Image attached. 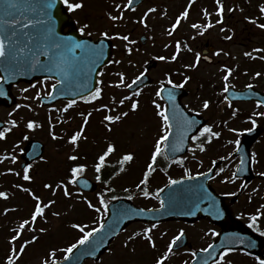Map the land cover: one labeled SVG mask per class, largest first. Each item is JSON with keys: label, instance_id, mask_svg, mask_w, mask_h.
Segmentation results:
<instances>
[{"label": "rangeland", "instance_id": "rangeland-1", "mask_svg": "<svg viewBox=\"0 0 264 264\" xmlns=\"http://www.w3.org/2000/svg\"><path fill=\"white\" fill-rule=\"evenodd\" d=\"M116 1L118 3H126V0ZM188 1L189 0H150L148 3H145L146 5L143 3L144 6H141V8L135 10L134 12L125 11V18L115 22L109 20L107 16L108 12H111L113 15H119L115 8H113L114 5L103 6L102 12H104V20H102L100 23H93L95 27L94 29L96 30L95 34L108 31L109 34L112 33L113 36L115 32H119L121 34H128L130 36V40H134L136 43L131 45L134 51L131 55H129L125 49L126 42L120 39H113L110 64L107 66L106 70H104L103 75L101 76V80L103 81V85H101V87L104 89L102 94L103 98L102 100L99 99V101L95 103L109 104L110 107L116 108L117 110L111 113L103 110L97 111L100 105H94L88 109L85 108L84 111H82L85 114L91 112L92 116L89 118V123L85 128L84 135L86 136V139L81 138L78 141V147H68V149L72 148L77 151L76 154H73L79 156L77 161H71L67 158L70 151H67V153L61 155L57 154L60 152V150L58 151L56 149L57 143L51 138L52 136L49 132V126L52 123H58V121H66L62 123L64 131L68 130L69 132H72V130L77 127L79 119H76V117L78 116L74 114L76 117L74 116L73 119L70 120L68 118L69 114L66 113L63 115V117L57 118L54 113H51V111L54 109H40L37 104V100L35 98L37 93L40 92L46 94L49 86L48 83L41 82L35 84L33 87L22 85L14 88V93L17 98L16 106L12 108L11 111L0 109L1 119L9 127H11V125L8 122L11 120H16L19 125L18 127L14 128L9 135L11 139L9 140L10 144L7 148L3 147L0 142V157L4 156V154H14L15 156H18L22 149L23 143L21 142V139L24 137V135H27L28 138L32 137L44 142V156L48 160L44 158L43 164L39 163L35 166L31 172V183L29 184L28 182H25V186L23 187H29L33 192L40 195L45 202L47 200L56 201V203L52 205L51 208L45 210L46 222L43 218H37L35 224L36 232L33 233L31 230L26 229L21 240L16 242L17 247H19V245L23 243L24 240L30 239L33 234L39 237L36 242L30 244L26 248L23 255L17 260L16 264H41L42 259L45 258L53 248L58 250L57 255L61 254L62 249H65L70 244L76 242V240L81 235L80 232H77L78 230L74 231L71 229L72 224L82 223L88 225L89 228H91L96 227L99 221L97 212L94 209H89L82 204V202L86 204V200L84 199L85 197L75 195V193H73L74 195L70 198L64 197L60 192H58L62 188L57 190L55 195H53V189L55 188L57 182L48 183L53 185V189H49L44 187V183L37 185V183H40V181H52L50 179L56 180L57 178H54L53 176H57L67 183V180H64L63 177H69L71 167L75 166L76 164L83 163L85 165L88 164L83 175L96 183L97 180L95 177L97 175H100L101 178L108 180L109 173L115 170L114 176L116 182L122 180V187L127 192L137 193L140 191L137 189L136 185L143 178V173L146 171L147 164L150 163L151 153L154 150L155 141L160 135L163 134L162 121L155 114L156 109L152 104L153 100L149 99V97H152L153 94L147 90L158 86L159 84L156 85L157 80H162V74L165 73L167 67L169 66L170 68H177L184 55H191L188 56L186 64L193 63L190 61V59L193 55L195 60L194 54L196 53V50L194 47L197 46L199 48L200 44L203 43L206 38H208L210 42L215 41V39L219 40L218 31H210L206 36H204V32V34L201 36L197 35V30L191 28V24H193L195 21L205 24V22L209 19V17H202L200 15H204L203 10L205 9L203 3L199 4V2H201L200 0L196 2L197 5L199 6L203 4L204 7L200 6V11H198L195 15L198 17V20L190 17V13L192 11V8H190L188 19L181 21L180 26L171 37L167 35V29H169L171 24L174 23L176 17L185 10ZM237 1L238 0H230L228 3L235 4ZM241 1L247 2L246 0ZM256 3L257 0L254 1L253 5H249L247 2L246 5H248V10L246 11L244 8L233 5V7L237 8V10L231 12L232 16L230 17L229 22L233 24L234 30L239 33L243 27L247 29L253 28L252 33L248 31V35H244V38L242 36H237V38L232 42H228V50L233 55L234 65L238 64L240 60H243V58L246 57L244 53L250 52L255 44L257 45L256 48L264 49V29H260L256 24H252L247 19H245V17H249L247 15L249 10L251 12V10L258 9L259 5ZM150 7L156 8V12L149 14L147 18L148 26L145 27L143 24L138 23L137 21ZM229 8L232 7L225 6L224 16L228 12ZM206 9L210 12L208 7ZM239 9H243V11H240ZM165 11L167 12V15L163 14ZM100 12L101 7L99 13ZM210 13L212 14L211 16L214 15V11H211ZM254 17L264 20V16L260 12L256 13ZM214 21L215 17L212 20L213 24ZM214 25H216V23ZM141 35H144L147 38V42L144 46L139 44V38ZM181 36L184 37L181 38ZM193 37H195V39H193ZM176 40L186 42L187 45L193 49V51L189 52L187 49H184L177 61L165 62L159 60L157 57L161 55L170 57L173 54ZM233 42L234 45H231ZM238 43H244L245 46H240ZM165 44H169L171 46L165 48ZM253 55L258 58L263 56L264 53L254 52ZM115 60H120L121 63H112V61ZM129 61H131V63H129ZM149 62L156 63V66L148 71V75L154 80V85L151 88L146 89L144 92L149 94L148 97H141L139 99L141 103L140 109L137 112H130V115L127 118L112 125L113 130L111 132L108 131L107 122L103 119L104 116L107 114L116 115L119 114L120 111H129L131 105V101H128L127 105H122L120 107L111 103L112 96L121 98L128 95V93L125 92V87L116 88L111 86L119 79L117 74L120 72L125 73L126 83H129L136 77V75H138V73H140L141 70H144V66ZM209 69L210 68L205 66H198L196 70H193L195 71L196 76L201 77V74L205 76V74L210 71ZM211 69L216 70V68ZM23 89H28V91H23ZM190 101L191 100H187L186 102L192 104L193 102ZM157 102L162 104L159 100H157ZM24 104L31 105V108H29V110L25 109L23 107ZM17 105H21L22 107L17 108ZM15 114L17 118H14ZM50 116L51 123L49 122ZM30 119H34L37 124L42 125V127H37L35 130H28L25 125ZM80 119L83 122V117L81 115ZM60 136L63 138L59 139V141L68 144L69 135L61 133ZM109 142L115 143L118 146L117 151L109 156L110 158L107 159V164L101 170V172L96 173L95 164L93 162L98 160V156L103 153ZM129 151L134 153L133 161L124 165L119 164L118 161L122 155ZM121 167L124 168L123 172L119 171ZM15 173L17 172L14 170V172H11V176L3 178L5 180L4 185H8L7 188H9L8 193L10 195L9 199L7 200L0 198V254L3 257V262L1 264H6V257L12 247L10 238L15 234L13 229L18 228L22 220L30 218L36 204V201L28 192H23L21 189L16 187V185H23V183L20 181L19 176ZM42 178H44V180H42ZM150 178L155 179L159 183L162 181V176L156 172H154ZM112 181L113 180L109 181V183ZM106 184L108 185L107 182ZM68 187L69 189H74L71 184H68ZM146 187L150 193L152 185L149 183ZM0 188L3 189L1 185ZM117 191L118 189L111 192L116 193ZM86 198L87 200L92 201V196H88ZM93 204L96 205L97 202H93ZM5 208L15 209V211H9L7 214H4ZM55 212L60 213V215H52V213ZM86 218H88L87 221H84ZM177 227V224L158 226L157 230L160 233H157V236L152 233L154 240L159 242L156 244V247L161 249L162 245L166 243V240L168 241V239H170L172 236L171 230L176 229ZM197 227L205 228L206 225L199 223L196 228ZM40 228H45L47 231L41 233L39 231ZM128 228L130 229L124 231L118 241L112 243V251L110 250V252L106 254V256L100 260V262H87L86 264H122V262H124V264H150L151 262H154L156 260L155 257L157 254L155 251H153L154 248L151 247L149 241L144 238L143 230L145 228L142 225H135L132 227L129 226ZM139 231L142 235L133 239V242L130 241L134 248H132V246L126 248L125 242L127 241L128 237ZM156 232L157 231L155 230L154 233ZM157 238L160 239L157 240ZM194 244L201 245L202 242L194 239ZM128 245L129 242L127 246ZM114 252L117 255V260L113 259L116 256ZM175 255L178 254H174L173 256ZM161 256L162 254L160 253V257ZM177 258L179 259V255ZM186 260L187 259H185V261ZM246 264L254 263L250 261L246 262Z\"/></svg>", "mask_w": 264, "mask_h": 264}, {"label": "snow or ice", "instance_id": "snow-or-ice-1", "mask_svg": "<svg viewBox=\"0 0 264 264\" xmlns=\"http://www.w3.org/2000/svg\"><path fill=\"white\" fill-rule=\"evenodd\" d=\"M193 2H194V0H189V4L185 8V10L183 12H181L176 17L174 23H172L170 28L167 29V35L168 36L171 37L173 35V33L176 32V30L180 26L182 20L188 19L189 9L191 8ZM215 3L217 5L216 15L219 17V19L216 20L215 23L216 24H223L224 11H225L224 2H223V0H215ZM63 4L67 6L68 11H70V12H74L76 10L84 8V0H75V2H73V0H63ZM133 4H134V0H127L126 3H122V2L118 3V2H116V0H113L114 8L119 13V15H113L111 12H108L107 16H108L109 20H111L113 22L123 20L125 18L124 17L125 11H128V10L135 11L136 10L133 7ZM13 6H16L15 2L13 3ZM53 7H55L54 0H53V2H50L46 5L47 9H51ZM258 9H259L260 13L264 14V4H260L258 6ZM236 10H237L236 7H232V8L228 9L229 12H234ZM239 10L243 11V9H239ZM154 12H156V8H154V7L148 8L147 11L144 13V15L137 22L141 23L145 27H147L148 26L147 25V18H148L150 13H154ZM203 12H204L205 17H209L208 22L205 24H202L199 22L191 24V28L197 30V35H201V36L208 29L215 26L213 24L212 20L210 19L212 14L206 8L203 10ZM45 14L49 15V13H47V12ZM163 14L167 15V12L165 11ZM245 19H247L252 24H256L257 27H259L260 29H264V23H259L258 19L256 17H245ZM0 23L17 24V23H19V21L18 20L0 21ZM35 23L41 24L44 22L36 21ZM33 24H34V21L31 19H28L27 23L23 24L22 27L27 29L29 25H33ZM89 28H90V25L88 23H84L83 25H81L79 27V32L85 33ZM45 30L47 32L45 39L51 40V48L57 50V52L59 53V61L50 59L48 63H41L40 61L37 60L36 63L40 65V70L46 71L48 73H55L56 75L61 77L60 79L56 80V83L52 84V86H51L52 90L47 93L48 98H55L54 93L57 89V85H63L65 83V79L67 78V76L69 74L67 71V67H72L74 69L78 67V62L80 61L81 57H77L75 55L77 50H80L82 53L88 54L86 59H87L88 63H90L91 65H95L98 62L102 64L104 62L103 61L104 45H103V41H101L99 44H92L88 40H75L71 36H69V37L55 36L52 28L50 26H48L47 24H45ZM221 31L223 32V31H231V30L222 27ZM14 35H15V33H14ZM25 35H28V34L25 33ZM88 35L90 36L91 32H88ZM101 35L105 38L120 39V40L125 41L126 42L125 49L129 55H131L132 52L134 51V49H133V47H131V45L135 44L136 41L130 40V36L128 34H121L119 32H115L112 37H109V32L104 31L101 33ZM224 38L228 39V40L232 39L231 36H226ZM31 39H32V37L29 36L30 41H31ZM193 39H195V37H193ZM170 46L171 45H169V44L164 45L165 48H168ZM26 49H27V45H25V47H21L17 50L16 63L17 64L26 63V64H28V66L30 68L35 70V65H32L30 63L29 58L27 56H21L20 55V54L25 53ZM184 49H187V51H189V52L193 51V49L191 47H189L186 42H182L181 40H176L175 41V50L170 57L161 55L157 58L159 60L165 61V62L177 61L181 55V52ZM27 51L30 52L31 49H27ZM221 52H223V49L217 50L215 52V55L219 56L221 54ZM254 52H256V53L264 52V49L256 48L250 52H245L244 55L247 57H250L252 59H256L257 57L253 55ZM68 54H71V57H72V59L70 61L67 58ZM7 55H8V51H7L6 45H5V38L3 36H0V58L6 57ZM41 55L47 56V55H49V53H48V51H44L41 53ZM201 57H202V53L196 52L194 62L184 64L183 68L184 69H195V68H197L200 64ZM258 58L264 59V56H260ZM112 63L119 64V63H121V61L115 60V61H112ZM129 63H131V61H129ZM221 71L225 72V75L223 76V80L225 82L223 92L226 93V92H228L229 87H230V85L228 84L229 77L232 76L234 69L232 67L224 65L221 68ZM177 72H178V74L183 75V73H180L179 70H177ZM100 75H103V73H100ZM117 75L119 76V79L116 82H114V84L111 85L112 87H116V88L125 87L128 89H132L133 85H136L137 82L140 81L144 77L145 73L141 72L140 75L136 76L132 80L131 83H126L125 73L120 72ZM255 75L257 77H259L261 75V73L257 72ZM48 78H51V77H46L45 79H48ZM3 79H4V77L0 76V80H3ZM190 80H191V76L183 75L182 81L177 83L173 80L172 74L170 72L166 73L165 80H162L160 82V88L157 90L156 96L159 97L160 99H164V97L162 96V93L167 91V93H168L167 98L169 100H174V95H175L174 89L183 88L186 84H188V82ZM98 83H99V85H103L102 80L99 81ZM165 84L170 85L171 87L166 89ZM247 87L252 88L253 86L248 85ZM23 91H28V89H23ZM103 91H104L103 87L96 86L94 89L88 90L87 95H81L80 99L86 103H91V102L97 101V100L102 98ZM141 91H142L141 89L137 88L130 95L123 96L122 98H117L116 96L111 97V103L113 105L122 106L125 104L126 101H131V105H130L129 111H120L119 114H116V115L107 114L104 116L103 119H104V121L107 122L108 131L111 132L113 130L112 125L122 121L125 118H127L130 115V112H137L140 109V107H141L140 100L134 99V97H139L141 95ZM4 94L5 93L3 92V90H0V95H4ZM43 95H44L43 93L38 92L35 98L40 100V99H42ZM224 101L227 102L229 107L232 106V101L229 99L228 96H224ZM76 104H77V100L71 99L64 106L62 111L67 112L69 109H71ZM152 104L155 106L156 116H158L160 118V120L162 121L163 134L160 135L159 138L155 141L154 150L151 153L150 163L147 164L146 171L143 173V178L136 185L137 189H139L145 197L150 195L146 186L149 183L150 177L156 171L155 166L157 165L158 158L163 157L165 160H168L170 158V154H169V152L166 151V149H168L169 147L171 149L172 154L179 151L180 146H182L184 140L187 137L188 131H190L192 129V127L198 123V121L189 119L187 117V114L184 112L183 109H180L179 113H177L175 108H173V110L170 114L169 107L167 104L162 105V104L158 103L157 100H153ZM262 104H264V101L258 102L257 107H260ZM210 105H211V101L209 99H204L202 101V107L204 109H209ZM20 107H22V106L17 105V108H20ZM27 107L31 108V105H27ZM102 110L111 113V112L116 111L117 109L110 107L109 104H101L99 109H97V111H102ZM237 111L238 110H234L232 112V116H235ZM80 115L83 117V122H82L81 127L79 128V130L72 133L68 138V143L72 144L74 146V148L79 146L78 141L81 138L86 139L84 132H85L86 126L89 123V118L92 116V113L88 112L87 114H85V113L81 112ZM253 115L254 116L255 115H264V113H253ZM49 122L51 123V116L49 117ZM58 122L63 123L66 121H58ZM8 123L11 125V127H4L2 130H0V140L7 139V135L9 133H11L14 128L19 126L16 120H11ZM252 123L255 124V120H252ZM25 127L28 130H35L37 127H42V125H38L34 119H30L27 121ZM51 127L54 128L55 125H51ZM174 127L176 128L177 132H179V138L177 141L172 142V141H170V137H172L174 135V132H173ZM231 131L236 132L237 129H231ZM247 131H251V129H248ZM51 135H52L53 139H62L63 138L62 136H57L54 131L51 132ZM220 136H221V132L215 131L214 125L205 124L202 128L199 129L198 135L192 136V140L201 141L200 143H198L196 145V147L199 149V151L203 152V151H206V144H211V142L214 138H219ZM23 139L27 140L28 136L24 135ZM239 143H240V141L237 140L236 144L238 145ZM117 147L118 146L112 142H109L107 144L106 149L103 151L102 154H100L98 156V162L95 164L96 173L101 172V170L105 167V165L107 163V158L111 154H113L114 152L117 151ZM230 155L231 154H229V156ZM8 159H11L12 162L14 163L16 161V156L14 154L4 155V156L0 157V163H2L4 160H8ZM41 159H43V157H41ZM68 159L71 161H77L79 159V156L78 155H69ZM133 159H134V153L129 151V152H126L122 155V157L120 158L118 163L121 165H124V164H127V163L133 161ZM184 159L185 158H180L179 160H172V162L173 163H179V164L183 165ZM221 159H227V157H221ZM242 163H243V161H242ZM31 167H32V165H30V164L24 167V169H23V179L24 180L30 181L32 179V176L29 175V171H30ZM86 168H87V165H85L83 163L76 164L75 166L71 167V169H70L71 177L68 180V183H65L62 180L58 184L55 185L54 189H53L52 184H45L44 187L49 188V189H53V195H55V192L57 190L62 188L64 196L70 198V197H72L73 193L69 191L68 184L75 185L79 182V183L84 184L85 186L87 185V183H88L87 180H80V177L86 171ZM6 171L7 172H14V169L9 168ZM119 171L123 172L124 168L121 167L119 169ZM185 171L188 172V179H192L193 177H192L190 171L187 169H185ZM219 171L222 173V172H224V169L220 168ZM15 174L20 175V173H15ZM197 175L202 176V175H205V173L201 172V173H197ZM260 175L264 176V172H261ZM95 178L97 181L101 180L100 175H97ZM235 178H236V173H233L231 177H225V180L234 182ZM179 183H180L179 180H174L171 178L169 179V184L175 185V184H179ZM142 186H144V187H142ZM16 187L21 189L22 191L28 192L31 195V197L36 201V204H35L34 210L31 213L30 218L22 220V222L19 224V227L16 229H13V232L15 234L12 235L10 238V243L12 244V247L10 249L9 254L6 257V264H16L17 260L20 258V256L23 255L26 248L30 244L36 242L39 239V237L37 235L33 234L30 239L24 240L23 243H21L19 245V247H17V245H16V242L21 240L22 235L26 229L31 230L33 233L36 232L35 224H36L37 218H43V219H45V222H46L45 210L48 208H51V206L56 203L55 200H47L45 202L40 195H37L30 188H24L23 185H16ZM241 187H244V186L242 185ZM108 191H112V189H108ZM159 191H162V189ZM253 191H256V189H254ZM9 195L10 194L6 191H0V198L7 200L9 198ZM156 195H157V198H159L158 192L156 193ZM233 195H234V193H233ZM98 197H99V204L101 207H97L90 200H87L86 197L84 198L88 204V207L94 209L97 213L100 214L98 226L89 228L88 225H85L82 223H75V224L71 225L73 228L77 229L81 233V235L76 240L75 243H72L67 248L61 250L65 253V255L63 257L64 261H67L70 259L71 255L73 253V250L77 249L78 246H84V245L91 244L92 251L89 254L95 255V250L98 249V247L103 243V241H99L96 243L92 242L93 237L97 236L99 233L103 232L105 229L104 216L107 213L108 207H109L108 203L105 201V197L103 194H98ZM113 199H116V197H113ZM129 199H131V197H129ZM160 207L161 208L165 207V202L163 200L160 201ZM261 208H264V205H262ZM9 211H15V209L5 208L4 214H7ZM149 211H151V210H149ZM142 213H144V210L140 209L138 211L137 215L142 214ZM187 214L191 215L194 213L190 212ZM52 215L59 216L60 213L55 212V213H52ZM260 216H264V211H260L259 209L257 210L256 215H251L250 227L256 226V222ZM120 218L121 217L117 218V222ZM156 227H157L156 224H152L151 226H149L143 230L144 238H146L149 241L152 248L156 247V243H155V240H154L153 235H152L153 229ZM39 231L41 233H43V232H46L47 229L40 228ZM110 231H111V229H110ZM183 234H184L183 230H181L180 235L173 238L172 242L168 246L167 252L164 255H162L161 257H159L155 261V264H165V261L168 258V254L172 253L173 246L177 244V242L180 240V238L183 236ZM213 234L219 235L218 233H215V232H213ZM140 235H142V234L139 232H136V233H133L132 235H130L128 237L127 241L125 242V247H127V244L129 241H132L133 239H135L137 236H140ZM261 235H264V233H261ZM240 242L243 243V240H241ZM212 247H213V245L209 244L208 248L202 249L201 251L208 252L209 249H211ZM57 251H58L57 249L53 248L48 253V255L42 259L41 264H61V261L59 259H57ZM133 251H134V249H133ZM233 251H235V249H233L231 247L224 249L221 252V254L219 255V258L217 260H215L214 264H232V262L227 260L226 258L229 255V253H231ZM192 255H193V257H195L196 253L193 252ZM256 259L259 261V264H264V259H260L259 257H257ZM185 264H187V262H185ZM203 264H207V260H205L203 262Z\"/></svg>", "mask_w": 264, "mask_h": 264}, {"label": "flooded vegetation", "instance_id": "flooded-vegetation-1", "mask_svg": "<svg viewBox=\"0 0 264 264\" xmlns=\"http://www.w3.org/2000/svg\"><path fill=\"white\" fill-rule=\"evenodd\" d=\"M89 18V15L86 16L85 20L79 21L77 24L75 23L74 26L76 28H79L84 23L89 24ZM225 28L231 30L226 31V33L230 32V34H233L234 27H232L231 24H228L227 27L225 26ZM67 30L68 28L64 29V31ZM80 34L82 33L80 32ZM214 64L218 65L219 63L214 62L213 65ZM224 65L225 63L221 64V66H217L214 72H207L204 78L196 79L192 95L188 94V84L183 87V89L187 91V95L181 98V103L184 108L191 114L197 115V118H202L205 124L214 125V128L218 126H225L226 130L232 129L231 123L234 118V116H232V112L234 110H238L235 116H239L243 114L245 108L248 110V113H252L250 117L255 120V122H264L263 115H253V113H264V107H257L258 103L253 101H233L232 99H230L228 92H223V88L225 86L223 76L225 75V72L221 71V68ZM256 73V70L252 72V76H254L252 81L259 87L262 83V78L261 76L257 77L255 75ZM233 74L234 73H232V76L229 77L228 84L230 85V87L234 88ZM242 87L243 86H238L236 88L240 89ZM224 96H228L232 101L231 107H229L227 102L224 101ZM204 99H209L211 101L209 109H204L202 107V101ZM187 100H191L190 102L193 103H186ZM248 113L245 115H249ZM250 117L245 121L250 120ZM198 121L201 120L198 119ZM247 125L248 124H243L244 127ZM198 133L196 135H198ZM197 144L198 143H190L186 154L181 158L187 157L184 159V162H201L202 168L199 169V173L210 171V169L216 164L217 168L215 170L214 179L211 181V185L222 197V202L226 210L234 213L235 217L240 221H246L245 216L249 213L248 209L251 207L253 208L255 205H257L258 209L261 211V206L264 205V176L260 175L261 172H264V145L261 143H252L249 145L250 148L248 158L250 166L252 168L251 178L248 175L247 179L235 178L234 182H231L226 181L225 177H231L232 174L235 173V169L239 163L237 149L240 146V143L238 145L236 144V142H218L206 144V151L203 152L199 151V149L196 147ZM190 146L194 148H190ZM229 154L231 155L229 156ZM221 157H227V159H221ZM160 159L165 162V164H179L167 161L163 157H160ZM179 159L180 157L175 160ZM220 168H223L224 172L221 173L219 171ZM242 185L244 187H241ZM254 189H256V191H253ZM204 223L208 225L206 222ZM258 223L259 221L256 222V224ZM246 225L247 228L251 231L252 228L250 227L249 223H247ZM211 227L214 228L216 232L217 230L219 231L217 227ZM242 255L243 257L249 258V256L243 253Z\"/></svg>", "mask_w": 264, "mask_h": 264}, {"label": "water", "instance_id": "water-1", "mask_svg": "<svg viewBox=\"0 0 264 264\" xmlns=\"http://www.w3.org/2000/svg\"><path fill=\"white\" fill-rule=\"evenodd\" d=\"M7 1L8 2H13V1H16L17 2V1H21V0H7ZM12 6H13V4L4 3V9H8V8H10ZM16 7H19V6L18 5L14 6V8H16ZM0 8H2L1 5H0ZM18 13H20V12H17L15 14H18ZM58 14L60 15V9H58L57 15ZM2 17L4 18L3 15H2ZM16 53H17V51L15 52V55H16ZM20 55L21 56H27L29 58L30 63L32 65H35V59H34V56H32V52H29L26 49L25 53L20 54ZM24 64H26V63L17 64L15 62L10 67L6 66L4 70L2 69V73H3L2 76L4 77L5 80H10L9 78L11 76L10 75H7L6 72H13V71L14 72H17L18 71L17 67L18 66H21V65H24ZM100 65H98L97 67H99ZM22 71H24L25 73L38 71L39 74L38 75H35L34 73H29V74L26 75L28 78H16L14 80L22 79V80H25V81H28V82H31L32 83V82L35 81V79H37L39 77H42L45 74L46 75L53 74V73H48L46 71L40 70V65L37 68H35V70H33L32 68H30L26 64L25 67L22 68ZM68 73H69V70H68ZM33 75H35V76H33ZM68 78L71 81V75L68 74ZM6 83H8V82L6 81ZM92 86H93V84L91 83V86L89 88H92ZM33 150H34V152H36L35 146L33 147ZM80 180H84V179H81L80 178ZM76 185H78L82 189L83 188H90L91 189V184L90 183H87V185L85 186L84 184L78 182ZM92 188H93V186H92ZM114 207H115V205L113 207H111L110 210H109L110 211V214H109V218L107 219V222L105 224L104 231L101 232V233H99L97 236H94L93 237V241H92L93 243H96V242H99V241H103V243L98 247V249L95 250V255L97 253H101L105 249V247L107 246L108 241L111 238H113L118 233V231L120 229H122L129 221H132L134 219H139V218L148 219L147 217H141L142 214L137 215V212L136 211H133V210H129V211L124 212V213H118L119 210L115 209ZM118 217H121L122 219H119L118 222H117V218ZM107 229L109 230V233H108ZM110 229H111V231H110ZM106 233H107V235H106ZM87 248H92L91 244L84 245V246H79L74 251V254L72 255L71 259H69V260H67L65 262H61V264H80L81 261H82V259L84 257H86V255L88 253ZM92 256H94V255H92Z\"/></svg>", "mask_w": 264, "mask_h": 264}]
</instances>
